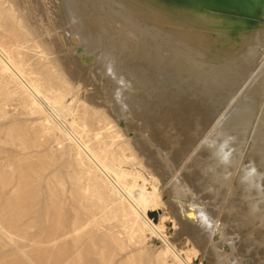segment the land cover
<instances>
[{"label": "rangeland", "instance_id": "rangeland-1", "mask_svg": "<svg viewBox=\"0 0 264 264\" xmlns=\"http://www.w3.org/2000/svg\"><path fill=\"white\" fill-rule=\"evenodd\" d=\"M96 1L77 0L76 2L75 0L74 4L77 6L75 8H78L76 9V13L78 14L80 11L79 9H81L82 12L80 11L81 13L78 15L85 16L86 7L88 13L92 8L94 9L96 4H111L112 2V0H105L106 2L104 0ZM60 2L61 0H6L5 3L6 7L10 5L15 13V17H17L22 27L27 31L28 36H26V38L32 39V41L27 43L28 49H24L26 55L33 63H36L38 60L37 53L45 51L49 56V60L56 65L65 81V89L68 90H66L62 100L55 106L56 116L62 122L69 123L72 120L78 104L86 103L87 107L94 109L91 113H95L96 115L95 119H88V123L94 129L103 130L104 137L107 134L105 138L106 141H109L108 132L115 130L119 132L122 137L114 139L113 148H115L117 152H120L122 151L120 148L121 146L122 149H125V152L136 153L139 157L140 164L136 165L135 169L146 179H155L157 191L164 203L163 206L148 209V218L154 224H158L160 215L166 211L168 212V217L163 223L164 235L171 246L176 250H180L184 242H188L187 245L195 249V254L191 258V264H217V260L221 259V257L225 258L224 260L227 261L228 264H264V168L258 163L255 164L247 161L249 152H258L254 149L249 150V146L255 132L260 131L258 125L260 124V118L264 116V90L261 92L253 120L240 146H235L236 141L232 131L226 134L221 129L223 126L222 123H224L223 120H225L223 118L232 114V112L238 108L239 103L242 101H240V99L244 95L243 101L245 102L246 96L248 98L247 93L249 94L250 91L252 92L254 90L252 88H256V86L260 85V78L264 77V0H167V2H171L172 7H170L169 4L164 7L163 2L161 3L159 9H161V12L165 15L166 22L156 21L159 25L152 19L146 20V18H143L144 21L146 20V22H144L140 17L136 18L129 15L131 21H136V24L132 22L134 23V28H136L135 33L137 36L148 28V30H146V35L144 32L142 34L144 35L143 37L139 35L140 37L136 36V38L135 36L132 38L126 36L120 28L114 27L116 24L113 23L108 25L107 32L105 29L95 25L96 18L94 19L93 17H91L90 20H84V29L79 31L73 26V23H70L71 21H68L72 15L71 13L69 15L68 11L64 12V2L62 1V6ZM78 2L81 3L80 7ZM82 3L84 6H81ZM89 4L92 8L88 6ZM203 4L204 7L206 6L205 8L202 7ZM207 4L209 5L207 6ZM120 11H122V9ZM125 11L126 10H124V12ZM65 14H68V19ZM151 21L152 24H156V26H162L159 37H154L153 32L157 28L151 25ZM86 22L89 25H87ZM5 23L4 25L7 29L8 22ZM137 23L139 25H137ZM152 26L155 27L154 30H152ZM138 28L140 32L138 30L137 33ZM140 28L145 30L143 31ZM147 31H149V36H153L154 38H150ZM151 33L152 35H150ZM92 37L97 38L96 48L91 49L83 46L85 41H90ZM14 38L15 37L11 35V33H8L3 40L6 42H14ZM126 39L130 40V43ZM190 41H195V43L193 44ZM183 42L191 48H196L198 46V49L199 47L200 49L205 48L203 50H207L206 52H208V55H206L207 57H204L206 61L198 66L196 70L195 68H191L190 70L188 69L189 67L186 66V68L188 67L187 70L192 73L190 77L188 72L185 74V68H182L183 74L181 70H178L180 73L177 74L178 72L176 70L179 69V67L176 64L170 61H163L164 58L168 57L167 49L170 46L178 47L180 43V46H182ZM143 43L146 47L143 45L141 49L140 47ZM133 44L134 46H132ZM196 44L197 46H195ZM135 45L136 48H134ZM156 47L160 48L161 56L158 54L159 51L158 53L156 52L157 54L154 52L157 51L155 50ZM130 48H132V52ZM152 48L154 51H152ZM103 49L109 50L116 57L115 70L109 69L98 55L100 51H104ZM148 49H150V51H148ZM134 52L135 55H139L135 56ZM142 52L145 53L144 57L146 60H148V54L150 56L156 55L155 57L152 56L151 60L153 61L155 58V60L158 59L157 56H159V59L156 62L154 61V64L153 61L149 59L147 61L148 64L144 67L146 60L144 62L143 59V64L141 63L143 55L141 58L140 55ZM198 54L201 55L200 53ZM198 54L195 57L200 58ZM161 57H163V64L164 62L167 63V67H169L170 63L173 66L176 65L177 68L175 71L177 73H172L170 68H165V64L162 69L161 67H163V64L160 60ZM139 58L140 61L138 60L136 65H138L140 69H138V71H141L140 73L137 71V68H135V63H132ZM149 61H151L152 65ZM159 61H161V64L159 65L158 63L157 66L159 68H157L155 64ZM229 61L231 64H229ZM231 61L235 62L233 63ZM139 62L142 64L143 68H141ZM226 63H228V65ZM153 65L155 66L154 68L152 67ZM178 65L181 69V66L183 67L184 64ZM173 66H171V68H173ZM38 67L42 69L41 73H43L44 77H47L46 72L43 71V69L46 68L41 67L40 63ZM146 68H148V70ZM145 69L147 71H145ZM151 71L152 73H150ZM154 71L156 73H153ZM157 71L159 73H157ZM195 71L196 74H194ZM224 72L229 75L224 74ZM142 74H145L144 76L146 78L148 77L147 81ZM174 74L177 75L175 78H177L178 81L174 80ZM178 75L181 79H179ZM195 75L198 78L195 77ZM200 75L201 77L203 76L205 80L204 86H200V84L204 82ZM227 75L229 77L231 76L230 79ZM150 76L153 79L151 78L149 80ZM193 77H195L194 79H198L196 80V82H199L197 85L196 82L192 83V81H190V79L193 80ZM219 77L220 79H225L223 81H226V84L223 85V81L220 80ZM205 78L210 83H208ZM214 78L215 81L218 79L220 80L217 81L218 83L222 81L223 90H221L220 86V89L216 91L218 93H215L217 96L212 93L215 91V87L217 88L218 86L216 84L217 82L212 83L216 84V86H213V89V87H211V82L213 81H209L214 80ZM144 80L147 82H144V86L149 83L151 84L153 81L156 87L155 88L153 84L147 85L146 88H149L152 94H148L150 92L147 91L148 97L146 96L147 89H143V85L141 87L140 84V81L143 82ZM177 83L180 85V93L182 94V91L184 93L183 97L180 94L182 99H180L177 94V99L180 101L176 100V95L174 94L176 93V89L178 92L180 91ZM207 84L209 89H206L208 87L205 88ZM227 84L228 86H226ZM152 85L153 89L158 93L152 90ZM123 87L128 90L127 94L122 91ZM167 88L168 93L165 90ZM174 88L176 89L173 90ZM170 89L172 93L174 92L172 94L173 98L170 96ZM210 89H212V92ZM154 92L156 95H153ZM224 92L226 95H224ZM161 93L163 97L166 95H168V97L162 98ZM186 94L188 97L187 100L185 98ZM189 95L193 100L196 97V103L191 102L192 99L189 98ZM151 96L158 97V99L155 100L156 102L154 100L152 101L153 97ZM115 97L123 100L124 104L122 110H119L115 106ZM128 98L136 104V106H134L135 104L129 100V102H132L129 103L130 106L133 104L130 110L127 109L126 106ZM197 98L201 99L198 100ZM141 99L145 101V104ZM169 99H172V101H169ZM173 99L176 101L174 104ZM203 99L206 100L203 101ZM149 100H151V102ZM162 100L164 103L161 102ZM181 100H186V103L183 101L184 105L182 108L180 105ZM138 101H140L139 105H137L139 103ZM237 101L239 103L236 105ZM243 101L240 104H242ZM146 102L149 108H146L147 106L145 107V105H147ZM153 102L156 103L155 106L158 105L157 102H159V109L153 107ZM177 102L180 103V106L176 108V106H178ZM10 103L11 106L8 107L10 111L9 117L1 119L0 125L7 126L12 123L18 126L20 130H22V133L18 135L25 137L31 146L29 151L23 152L21 148L16 145L2 143V157L9 163L13 159L21 157L24 153H29L35 164H44L46 169L42 175L43 179L39 183L42 199L46 191V184L44 181L46 177L62 179L66 185L69 186L68 163L70 158L68 152L70 151L68 146L65 145L62 147L61 144H58L55 136H47L38 133L39 120L48 119L56 122L55 118L44 108L38 113H30L20 107L16 101ZM175 103L177 104L176 106ZM141 104L144 106H140ZM169 104L172 107L175 106L178 112L181 111V113L179 112L180 115L178 112H175L176 110L174 108H171V106L169 107ZM163 105L166 110L163 109ZM137 107L138 110L140 109L139 111L142 117L139 116L140 114L138 115L140 112H136ZM144 107L145 110L147 109L146 111L151 109L155 112V116L152 114V111L150 114V110L147 112L150 116H146L145 114V118L149 117L150 119H146V124H144V113H142L141 110L143 109L144 112ZM159 110H162L166 115L162 114V111L159 112ZM210 114H212L211 117H209ZM156 115H159V117L155 118L157 117ZM153 119L155 120L153 121ZM106 124L112 126L113 129H108L106 131ZM149 128H152V130ZM154 129L159 133V136L154 133ZM6 137L7 135L4 132L0 133V140H4ZM123 142H127L129 147L123 145ZM204 145H214V148L219 149V151L215 152V157L212 161L214 167L207 169V173H202L203 180H206L205 184L202 186L204 191L202 194H204L203 197L206 196V198L200 200L198 199L196 186L190 182L185 175L187 172L190 173L192 171L191 165L198 152H206V149L203 150L205 148L203 147ZM173 152L185 153L177 160ZM238 184L240 186L237 188ZM173 198L178 202L182 201L183 209L180 208L178 211L177 208H175ZM192 207L196 208V211L194 210L196 216L199 214V209L205 211L210 225L214 226V242H212V246L209 248L203 249L202 244L198 242L191 231V227L189 226L191 222L183 219V216L189 215L188 211ZM231 211L234 214V218L231 222H227L225 220V215ZM249 213L254 214L253 217H251V222L247 227L241 228L239 231L240 233L237 234L235 232V226L239 223L237 219L241 220L244 214ZM71 217L72 215L68 214V219ZM191 218L194 220L196 217L191 216ZM229 230L232 232L231 234H228ZM163 248L164 244L161 239L148 234L145 241L140 246L129 242L125 253L135 254V264H161L162 252H164ZM165 257H167L164 259L166 260V264L168 262H170L169 264L174 263L170 261L172 259L169 258L168 255H165Z\"/></svg>", "mask_w": 264, "mask_h": 264}, {"label": "bare ground", "instance_id": "bare-ground-1", "mask_svg": "<svg viewBox=\"0 0 264 264\" xmlns=\"http://www.w3.org/2000/svg\"><path fill=\"white\" fill-rule=\"evenodd\" d=\"M62 1L64 2L63 7L65 6L64 9L62 8L64 12L68 11L69 15L70 13L72 15L70 16V19H68V14H65V16L67 15L66 18L68 19V21H71V24L73 23V26L77 30L80 31L81 29H84V20L87 21V19L90 20V18L93 17L94 19L96 18V26L101 27L107 31L108 25L110 23L116 24V26L114 25V27L120 28L122 32L126 34V36H130L131 38L133 36H135L136 38L137 35L135 33L136 28H134L133 26V22H135L136 24V21L132 20V22L130 16L136 18L140 17V19L142 20L143 18H146V20L152 19L155 22H166L165 15L163 14V12H161V9H159V7L162 2L164 4V7H166L167 4L172 7L171 2H167V0H112V2L110 1L111 4L98 2L99 4H96L94 6V9L89 4L88 6L92 8V10L88 12L89 15L87 13V7L85 5L86 12L82 9L86 13L84 15H87L85 17L82 15H78L82 12L81 9H79L81 12L79 11L78 14L76 13V9L78 8H75L77 7L75 6L76 4H74L75 0H61V6L63 4ZM95 1L96 0H94V2ZM5 3L6 0H0V120L9 117L10 111L8 107L11 106L10 102L12 101H16L20 107L30 113H38L44 108L46 111L49 112L52 117L55 118L56 122H53L48 119L39 120L38 133L45 134L47 136H55V139L58 141V144H61L62 147L67 145L70 151L68 152L70 159L68 163L69 186H67L62 179L55 177H53L52 179L50 177H46L44 180L46 184V191L42 199L39 183L43 179L42 175L44 174V170L46 169V167L44 166V164H35L29 153H24L21 157H17L16 159H13L11 162L7 163L5 158H3L1 155L3 152L2 143H10L16 145L20 147L23 152L29 151L31 144L25 137L18 135L19 133H22V130H20L18 126L13 125L12 123L7 126L0 125V133L4 132L7 135L4 140H0V264H135V254L125 253L128 247V243L132 242L133 244L140 246L145 241L146 236L148 234L158 237L164 244V252H162L163 256L161 264H166V260L164 259L167 257H165V255H168V257L172 259L170 261L174 262L173 264H191V258L195 254V249L192 246L190 247V245H187L188 242H184L181 249L176 250L173 246H171V244L168 242L164 235L163 223L164 220L168 217V212L163 211L164 213L160 215L158 224H154L148 218V209L163 206L164 203L162 202L160 195L157 191V184L155 179H146L139 171L135 169V166L140 164L139 157L136 155V153L125 152V149H122L121 146L120 148L122 151L120 152H117L115 148H113L114 139L117 137H122L119 132L117 130L108 132L109 141H106L105 138L107 137V134L104 137L102 132L103 130L100 131L97 128L94 129L88 123V119H95L96 115L95 113H91L94 109L87 107L86 103L78 104L76 111L72 117V120L69 123L62 122L56 116L55 106L62 100L66 90H68L65 89V81L59 73L56 65H54V63L49 60V56L45 51H40V53H37L38 60L36 63H33L32 60L26 55L25 50L28 49L27 43L32 41V39L26 38V36H28L27 31L22 27L17 17H15V13L11 9L10 5L6 7ZM83 3L81 6H84ZM78 4L80 7L81 3L78 2ZM209 4H207V6ZM202 7H204V4ZM119 9H122V11H120ZM124 10H126L127 13L130 14H127L126 11L124 12ZM146 20L143 21L146 22ZM5 22H8L7 29L4 25ZM156 24L159 25V23L157 22ZM156 24H152L151 21V25H154L157 28L153 32V35L154 37H159V35L161 34L162 26H156ZM137 25L139 24L137 23ZM154 26H152V30H154ZM138 30L139 28L137 29V33ZM146 30H148V28H146ZM146 30L144 31L145 35ZM148 32L149 31H147V34L149 36ZM8 33H11V35L15 37L14 42H6L3 40V38H5ZM142 34L139 33V35L143 37L144 35ZM150 35H152V33ZM149 37L152 38L153 36ZM96 40V37H92L90 41H85V44H83V46L91 49L96 48ZM126 40L128 42L130 41L128 39ZM190 42H192L193 44L195 43V41ZM134 44L132 46H134ZM180 44L178 45V47L170 46L167 49L168 57L164 58L167 60H164L163 57H161L160 60L162 61L163 59V61H170L171 63L176 64L179 67V69L176 70L177 66L171 65L170 62V64L168 63L169 67H167V63L164 62V64L166 65L165 68H170L172 70V73H175L177 71L178 73H176L179 74L180 71L178 70H181L183 74L182 68H185V74H187L188 72V75L190 77L192 73L191 71H188L187 68L189 67L188 69L190 70L191 68H195L196 70L198 66L202 65V63L206 61L205 58L207 57L206 55H208V52H206L207 50H203L205 48L200 49L199 47L198 49L197 44L195 45L197 46L196 48H191L189 47V45H185L186 43L184 42L182 46H180ZM143 45L144 43L141 45V49ZM132 48H130V51L132 50ZM134 48H136V45ZM103 50L104 51H100L98 55L102 58L103 62L109 69L115 70L116 57L109 50ZM155 50L157 51H154L152 48V51H154L155 53H158L159 51L158 54L159 56H161L160 48L156 47ZM148 51H150V49H148ZM198 53H200L201 55H199ZM197 54L200 56V58H202L200 59L195 57L197 56ZM144 56L145 53L142 52L140 55V58L142 59V64L143 59L144 62L146 60ZM147 56V59L151 60L152 56L154 55L150 56L148 54ZM159 56H157L158 59ZM140 58L135 60L136 62L131 61L132 63H135V68H137V71L139 67L138 65H136V63L138 60L140 61ZM155 59L154 61L156 62L158 59ZM148 60H146L144 67H146L145 65L148 64ZM151 61H149V63H151ZM161 61L157 62L155 65L157 66L158 63L160 65ZM39 63L41 64V67L46 68L43 69V71L46 72L47 77H44L43 73H41L42 69L38 67ZM142 64L141 68H143ZM164 64L163 67H161L162 69L164 68ZM178 64L184 65L183 67L181 66L180 69V66ZM226 64L228 65V63ZM229 64H231L230 61ZM170 65L173 66L174 72L173 68H171ZM186 66L188 67L186 68ZM152 67L154 68L155 66L153 65ZM148 68L146 69L148 70ZM157 68L159 67L157 66ZM146 69L145 71H147ZM133 71L136 72L135 70ZM152 71L150 73H152ZM153 73L156 72L154 71ZM157 73L159 72L157 71ZM194 74H196V71L194 72ZM224 74L228 73L224 72ZM144 75L143 77L146 78ZM175 76L177 75L174 74V78ZM195 77L197 76L195 75ZM195 77H193V80L190 79L192 83H195L196 80H198L194 79ZM151 78L152 77L150 76L149 80ZM202 78L203 76L201 77V79ZM179 79L181 78L179 77ZM147 80L148 77L146 78V81ZM174 80H177V78H175ZM203 80L204 78L202 79V81ZM220 80L223 81L225 79L221 78ZM146 81H140V84L141 87L143 85V89H147L146 96L148 97V94H151V92L149 91L150 89L146 87L150 83L148 81L149 84L144 86V82L147 83ZM206 81L208 82L207 79ZM209 81H213L211 82V87H213L214 85L216 86V84L218 85V89L216 87L214 89L213 87V89L215 90H213L214 92H212V89H210L213 95L215 93H218L216 91L220 89V86L221 90H223L221 83L222 81L218 83L217 81H215V78L214 80ZM215 82L217 83L212 84ZM197 83L199 82H196V85ZM204 83L205 80L203 83H201L203 85L200 84V86H204ZM151 84L154 85L153 81L151 82ZM224 84H226V81H223V85ZM153 85L152 90H154ZM177 85L179 84L177 83ZM226 86H228V84ZM206 87H208V84L207 86H205V88ZM168 88L165 90L167 91ZM176 88H174L173 90H175ZM178 89H180V85ZM206 89H209V87ZM252 89H254L252 92L249 90L250 95L247 93L248 98L246 96V101H243V97L245 96L244 95L240 99V101L242 100L243 103L240 104L242 101L240 102L238 100L240 102L239 103L237 101L236 103V105L239 103L238 108L235 106L237 109H235L234 107L235 111L232 112L231 110L232 114H229L225 118H223L225 120H223L224 123H222L223 126L221 129L226 134L231 133L230 131H232V134L235 137L236 147L241 145L242 140L245 138L248 132V127L251 124V121L253 120L255 109L258 105L261 92L262 90H264V77L260 78V85ZM122 91L127 94L128 90L123 87ZM147 91H149L150 93L147 94ZM169 91L171 92V89ZM155 92L153 95H156ZM175 92L176 93H173L176 95V100L180 101L179 99H177V96L179 95L180 97L181 89L179 92L176 89ZM173 93L171 92L170 96H172ZM183 94L184 93L182 91V97ZM224 95H226L225 92ZM215 96H217V94H215ZM164 97H168V95ZM164 97L162 94V98ZM154 98L156 97L154 96L152 98V101L158 99V97L156 99ZM185 98L187 100V94ZM189 98L192 99L190 95ZM114 99L115 106L119 110H122L124 104L123 100L118 97H115ZM180 99L182 98L180 97ZM195 99H192L191 102L196 103ZM129 100L131 99H127L126 106L127 109L130 110V107L133 106V104L135 103L131 100L133 104L130 106L129 103L131 101L129 102ZM170 100L172 101V99H169V101ZM186 100H181V104L177 102L178 106H176L177 104L175 103L176 108L180 105L182 108V106L184 105L183 101L186 103ZM204 100L206 99H203V101ZM149 101L151 102V100ZM138 102L139 103L137 105L140 104V101ZM143 102L145 104V101ZM161 102H163V100ZM174 102L176 101L173 99V104ZM157 103L158 105L155 106L156 103H154L153 107H157V109H159L158 106H160V104L159 102ZM148 104L145 105V107L147 106L146 108H149ZM134 106H136V104ZM140 106H142V104ZM140 106L138 107L141 108ZM170 106L171 105L169 104V107ZM175 106H171V108L175 109ZM138 107L136 109V112H140V109L138 110ZM163 109L166 110L165 106ZM141 110L142 113H144V118L145 114L146 116L149 115L147 114L149 110L150 114L152 111V114H154L155 116V112L151 109H149L148 111H146V109L144 112L143 109ZM162 110H159V112ZM177 110L175 111L176 113L178 112ZM163 111L162 114L166 115V113H163ZM179 112L181 113V111ZM138 115L141 116V112L138 113ZM159 115H156L157 117L155 118H158ZM211 115L212 114H210L209 117H211ZM147 118L149 119V117ZM147 118H145L144 124H146ZM154 120L155 119H153V121ZM108 124L105 125L106 131L108 129H113L112 126H108ZM154 128L157 129L156 127ZM258 128L260 129V131L255 132L249 146V150L254 149L258 152H249V154L247 155V161L255 164L258 163L260 166H262V168H264V116L260 118V124L258 125ZM155 129L154 133L158 134L159 136V133ZM150 130H152V128ZM122 144L126 147H129L127 142H123ZM203 147L205 148L202 149H206V152H198L191 165L192 171L190 173L187 172L185 175V177L188 178V180L196 186L198 192V199L200 200L206 198V196L203 197L204 194H202L204 192L202 186L205 184L206 181L203 180L202 173H207V169L214 167L212 161L215 157V152L219 151V149L214 148V145H204ZM184 153L185 152H173L177 160H179ZM239 186L240 185L238 184L237 188ZM173 200L175 208H177V210L179 211V209L182 208V201L178 202L175 198H173ZM194 210L196 211V208L192 207L188 211L189 215L183 216V219H186L188 220V222H191L189 223L191 231L194 237L198 240V242L202 244L203 249L209 248L212 246V242H214V226L210 225L207 213L205 211L199 209L198 212L200 215L198 214L196 216V212ZM68 214L72 215L70 219H68ZM253 215V213L244 214L241 220L237 219V221L239 222L235 226V232L237 234L240 233L239 231L241 230V228L247 227V225L251 222V217H253ZM191 216H195L196 218L193 220ZM233 218L234 214L232 213V211L225 215V220L227 222H231ZM229 233L231 234L232 232H230L229 230L228 234ZM214 247L216 248L215 244ZM224 259L225 258L223 257H221V259H218L217 264H228L227 261H225ZM169 263L170 262H168L167 264Z\"/></svg>", "mask_w": 264, "mask_h": 264}]
</instances>
